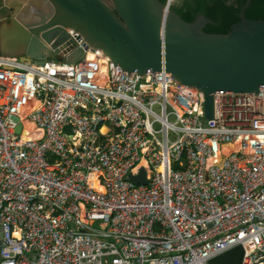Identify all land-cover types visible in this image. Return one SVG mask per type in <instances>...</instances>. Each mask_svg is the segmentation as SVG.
<instances>
[{
  "label": "built area",
  "instance_id": "2783aa9c",
  "mask_svg": "<svg viewBox=\"0 0 264 264\" xmlns=\"http://www.w3.org/2000/svg\"><path fill=\"white\" fill-rule=\"evenodd\" d=\"M71 65L0 56V264H264V88Z\"/></svg>",
  "mask_w": 264,
  "mask_h": 264
},
{
  "label": "water",
  "instance_id": "95a60500",
  "mask_svg": "<svg viewBox=\"0 0 264 264\" xmlns=\"http://www.w3.org/2000/svg\"><path fill=\"white\" fill-rule=\"evenodd\" d=\"M175 0H0V56L23 61L86 62L129 82H173L204 96L215 120V94L264 88V21H241L228 34L204 32V15L188 23ZM21 127L17 128V132ZM146 184L142 169L131 176ZM239 245L207 264H243Z\"/></svg>",
  "mask_w": 264,
  "mask_h": 264
},
{
  "label": "trees",
  "instance_id": "16d2710c",
  "mask_svg": "<svg viewBox=\"0 0 264 264\" xmlns=\"http://www.w3.org/2000/svg\"><path fill=\"white\" fill-rule=\"evenodd\" d=\"M159 1L163 4L168 2ZM246 3L247 0H175L171 10L188 23L202 14L213 22L205 26L204 32L228 34L232 26L241 21L240 13ZM244 14L247 20L264 21V0H251Z\"/></svg>",
  "mask_w": 264,
  "mask_h": 264
}]
</instances>
